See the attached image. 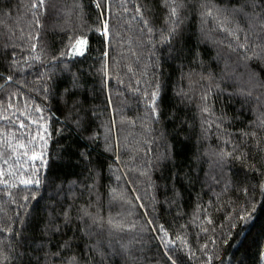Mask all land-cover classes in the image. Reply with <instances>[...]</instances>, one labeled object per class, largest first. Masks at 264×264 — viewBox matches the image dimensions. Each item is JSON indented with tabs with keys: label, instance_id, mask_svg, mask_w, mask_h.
<instances>
[{
	"label": "trees",
	"instance_id": "obj_1",
	"mask_svg": "<svg viewBox=\"0 0 264 264\" xmlns=\"http://www.w3.org/2000/svg\"><path fill=\"white\" fill-rule=\"evenodd\" d=\"M34 2L38 0H0V72L13 75L7 90H0V113L11 116L19 110V115L26 104L27 111L36 117L34 107H44L53 136L46 150L48 166L41 170L38 187L0 184V227L11 224L13 232L20 233L9 236L0 232V250L13 257L0 264H17L14 258L25 250L34 264L37 257L42 262L41 244L60 238L58 233L49 236L43 231L49 221L55 218L54 223L62 224L64 211L70 210L75 217L78 209L89 204L91 212L99 211L105 220L112 217L124 225V230L111 237L107 226L92 227L100 234L105 251L117 253L108 264H171L164 253L168 245L167 238L162 242L160 225L186 264H264V196L254 187L259 173L249 171L252 164L264 170V152L256 148L255 139L241 135L255 130L264 149V130L256 125L264 103L254 99L264 93V87L253 88V97L239 92L252 88L257 79L264 82V60L245 62L230 53L225 47L229 37L215 30L216 23L211 20L202 30L195 12L188 13L182 35L171 45L156 42L159 34L148 35L136 8L141 7L152 26L164 27L167 9L163 0H45L39 9L31 7ZM213 2L221 7L230 4V0ZM240 24L247 29L243 20ZM80 39L87 41L82 56L72 52ZM62 52L67 54L62 56ZM38 54L43 63L33 59ZM54 57L58 58L55 67L50 63ZM12 60L19 62L16 69L25 70L8 71ZM46 70L55 75L50 81L55 84V95L48 99L39 90L40 74ZM73 75L79 87L69 98L65 89L72 87ZM16 79L21 83L16 84ZM157 81L163 89L158 101L159 120L149 113L143 96ZM4 83L0 78V84ZM206 89L211 93L215 115L225 117L217 121L219 129L213 125L207 138L200 110L201 94ZM9 95L12 109L7 108ZM78 117L91 120L84 137L74 123ZM12 119L15 121V116ZM0 130L9 136L12 132L19 136L21 131L4 120H0ZM95 135V142L87 139ZM225 138L231 139L244 157L230 159L221 167L211 153ZM0 140L4 145L9 143L6 136ZM4 145L0 151L9 158L10 151ZM226 147L231 150L232 145ZM85 151L90 154L87 159L80 156ZM9 163H14L13 159L9 158ZM0 166L7 172L3 159ZM14 167L18 169L20 164ZM116 175L122 178L118 181ZM112 189H116L115 198ZM33 193L35 199H31ZM24 195H29L27 215L18 206L25 203ZM245 209L250 218L241 221L237 214ZM81 227L77 221L71 229L65 228V237ZM97 238L91 237L93 242ZM109 239L113 248L107 247ZM76 243L80 245L77 251L82 250L83 240Z\"/></svg>",
	"mask_w": 264,
	"mask_h": 264
},
{
	"label": "snow or ice",
	"instance_id": "obj_2",
	"mask_svg": "<svg viewBox=\"0 0 264 264\" xmlns=\"http://www.w3.org/2000/svg\"><path fill=\"white\" fill-rule=\"evenodd\" d=\"M45 5V0H38L34 2L31 7L33 9H39L41 6ZM238 5V6H237ZM97 8L100 7V4L97 2ZM163 6L167 9V14L164 18V27L156 28L151 25L150 20L145 18L144 13L141 11V7L137 6L136 11L140 13V19L142 24L146 27L147 33L150 37H154L159 34L158 41L161 44H172V41L177 37L182 35V26L185 24V21L189 18V12H195L199 18L203 30V25L208 23L209 20L216 23V29L218 31L224 32L228 37L229 41L225 47L229 50L230 53H235L241 60L247 62L252 59L264 60V0H230L229 6L221 7L218 4L214 3L213 0H163ZM35 15V13H33ZM240 20H243L247 24V29L241 27ZM228 24H234V27H229ZM104 34H108V23L107 21L103 24ZM249 32L252 35H249ZM38 39V38H37ZM150 42H152L150 40ZM87 41L80 39L77 41V44L80 46L79 49L76 47L72 48L74 54L78 53L79 55H84V46ZM219 43H224L219 41ZM154 46V45H153ZM36 45H33L35 48ZM66 52H62L61 55H66ZM198 58V54H197ZM33 59L41 61L43 63L42 57L38 54ZM58 58H53L50 63L55 67L56 60ZM19 63L18 61L12 60L8 63V71H20L23 72L24 68L16 69L14 66ZM200 63H203L200 61ZM25 64H28V67H32L28 61H25ZM247 66V64H245ZM228 64L225 62V70H227ZM64 70H69L68 65L64 64ZM102 71H104L102 69ZM107 76V72L104 73ZM0 78L4 80V84H0V90H7V85L10 82H13V75L4 76L0 72ZM189 80L192 79V74L188 75ZM203 79V76H201ZM55 80V75L49 70H46L44 73L40 74L39 90L43 93L45 99L55 95V84L50 83V81ZM16 84H20V79L14 81ZM33 83H36L34 81ZM139 83V82H137ZM79 87V81L73 75V83L71 88L65 89V96L71 98L76 95L73 91L75 88ZM215 87L220 89V85L216 84ZM264 87V82H260L258 79L252 85V88L240 89L239 92L246 97H253V88ZM162 84L157 81L152 84L151 92L145 91L143 93L145 104L151 115L154 116L156 120L160 119L159 112V103L161 94H162ZM224 91L223 89H220ZM35 91V89H33ZM15 93H13L14 95ZM184 94V93H182ZM233 95V93H229ZM261 95H264L262 93ZM261 95H256L254 99L258 104L264 103L261 100ZM7 108L12 109L13 104L11 102V95L8 96ZM202 104L200 105V110L202 113V123L207 125L205 128V138L210 129L215 125L217 129L221 127V124L217 121H223L225 117L223 115L216 116L213 111V101L211 100V93L209 90H205L201 94ZM17 111H13L12 115H3L0 113V120L8 121L9 124H12L14 127L18 125V128L21 130L20 135L17 136L16 132H12L9 136L8 133L0 130V137L6 136L9 140L7 145H4V141L0 140V145H4L10 151V157L13 159L14 163H9V158H4L3 151H0V159H3V164L8 165L7 172H5L3 166H0V184L5 185V187H18L23 185L26 189L30 185L39 186L40 185V173L42 169H47L48 159L46 158V150L49 145L50 140L53 136V130L50 124V118L45 115V108L39 105H36L33 109L38 115L33 117L32 112L27 111V105L25 104V110L20 111L17 115ZM207 114L206 117L203 114ZM15 116V121L12 117ZM23 117V119H21ZM215 117V119H213ZM76 129L80 130L79 135L84 137L85 133L90 130L91 120L78 117L74 121ZM257 128L264 130V112H261L257 116L256 121ZM60 130H57L59 134ZM226 132V130H225ZM241 135L246 138L256 140V148L259 151L264 152V149L260 148L259 139L257 138L258 134L255 130L242 132ZM87 139L95 142L98 139V135L87 137ZM107 141V137H105ZM231 144V150H228L226 145ZM119 145L117 144V154L116 159L119 160L118 154ZM106 150H110V147L106 146ZM212 156L215 157V163L223 167L228 163L230 159H242L244 154L239 152L238 147L231 139L225 138L222 145L216 149L212 150ZM88 152H81L80 156L84 159L89 157ZM26 158V160H25ZM167 157H161L164 159ZM25 162L28 164V167H25ZM38 162V165H37ZM14 164H20V167L16 169ZM119 169L117 168V172ZM249 171H255L259 173V180L254 186L259 188L261 195L264 196V170L258 169L254 164L250 165ZM141 174H144L143 172ZM9 179H5V177ZM121 175H116V179L119 181ZM249 178H245V182ZM95 188V184L92 185ZM134 191V189H133ZM247 193V189H244ZM113 198H115L116 189H112ZM9 197L12 196L11 192L7 193ZM98 196V194H97ZM35 193L31 195V199H35ZM24 204L18 205L25 209L24 215H27V208L29 202V195H24L22 197ZM137 200L140 199L139 196L136 197ZM16 203L15 200L12 201ZM131 203V201H128ZM91 204L88 207H82L78 209L77 215L73 217L70 214V210L63 212V223H54L55 218L49 221V224L45 226L43 230L45 234L51 236L53 233L60 234L59 240L49 239L47 243L41 244L39 251L44 253L43 260L39 257L35 258V264H108V260L111 256L116 255L117 253L113 250L111 252L105 251L102 240L99 238V233H94L92 231L93 226H97L100 229H104L107 226L108 235L111 237L113 233L124 230V225L120 222H116L112 217H108L107 220L99 214V211L93 213L89 210ZM143 207V205H140ZM254 210L255 205H251ZM20 215V213H17ZM237 218L241 221H247L250 218L248 210L245 209L243 214H237ZM11 220V218H9ZM77 221L81 222L82 227L79 228L76 232H73L72 236L65 237L64 229H71ZM19 223L23 226L24 221L20 220ZM148 223L151 225L152 221L149 220ZM160 231L163 232L162 242L167 238L168 247L165 248L164 253L167 256V259L171 261V264H186V260L181 256L180 250L175 246L173 241L169 238V233L164 229L163 225L159 226ZM207 231V229H205ZM0 232H7L9 236L20 235L19 232H13L11 224L0 227ZM97 236L98 238L93 242L91 237ZM178 239L180 237H177ZM83 240V248L80 251H77V248L80 247L76 243L77 240ZM26 243V242H25ZM108 248H113L111 240H108ZM206 248L207 245H204ZM48 249L45 251V249ZM52 248L55 250L53 251ZM192 253L189 251V256ZM13 259L9 254L3 250H0V261H8ZM14 259L17 260V264H34L33 257L27 255V250L24 253H21ZM208 260L211 261L212 257L209 256Z\"/></svg>",
	"mask_w": 264,
	"mask_h": 264
},
{
	"label": "rangeland",
	"instance_id": "obj_3",
	"mask_svg": "<svg viewBox=\"0 0 264 264\" xmlns=\"http://www.w3.org/2000/svg\"><path fill=\"white\" fill-rule=\"evenodd\" d=\"M85 46H86V45H85ZM85 46H84V48H85ZM79 47H80V46L77 44V45H76V48L79 49ZM77 54H78V53H77Z\"/></svg>",
	"mask_w": 264,
	"mask_h": 264
}]
</instances>
